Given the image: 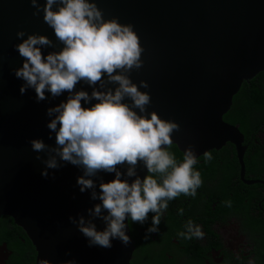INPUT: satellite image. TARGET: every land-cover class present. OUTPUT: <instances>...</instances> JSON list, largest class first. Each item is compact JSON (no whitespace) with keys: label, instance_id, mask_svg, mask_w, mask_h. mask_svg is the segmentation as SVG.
<instances>
[{"label":"water","instance_id":"obj_1","mask_svg":"<svg viewBox=\"0 0 264 264\" xmlns=\"http://www.w3.org/2000/svg\"><path fill=\"white\" fill-rule=\"evenodd\" d=\"M44 2L40 0L41 9ZM97 7L106 20L131 24L140 38L143 66L133 70L130 78L137 85L142 80L149 85L140 89L151 96L149 118L156 111L161 119L180 125L172 139L182 154L192 146L198 158L228 142L234 144L243 174L244 134L224 115L243 82L264 71V0H97ZM35 11L29 0H0V218L11 217L25 231L36 250L35 264L41 260L131 264L135 241L129 220L131 243L125 246L113 240L110 249L89 247L69 220L80 215L88 219L87 210L99 203L90 199V190L79 191L82 169L61 162L58 170L48 169L47 178L41 175L47 154L34 152L30 141L41 139L55 146V134L48 138L46 125L51 117L46 112L66 101L68 93L55 99L49 94L48 100L40 102L33 89L20 93L24 82L14 70L22 67L23 58L15 46L37 34L56 45L42 49L45 55L63 47L43 21V11L33 15ZM19 31L25 36L18 38ZM77 90L92 91L83 82ZM37 155L42 159L37 160ZM119 170L125 172L126 166ZM137 173L141 179L148 174L143 164ZM98 177L108 182L114 173ZM93 179L98 185L99 178ZM94 223L98 230L105 227L99 219Z\"/></svg>","mask_w":264,"mask_h":264},{"label":"clouds","instance_id":"obj_2","mask_svg":"<svg viewBox=\"0 0 264 264\" xmlns=\"http://www.w3.org/2000/svg\"><path fill=\"white\" fill-rule=\"evenodd\" d=\"M29 2L36 9L33 15L43 11V21L63 47L45 55L42 49L56 45L48 36L37 34L15 46L23 58L22 67L14 70L15 77L24 82L20 93L33 89L37 102L48 100L49 94L55 99L68 93L66 101L46 112L51 117L46 125L48 138L55 134V146L41 139L30 141L34 152L47 154L41 175L47 178L48 169L58 170L61 162L82 169L77 178L79 191L90 190V199L99 203L87 210L88 219L80 215L69 220L89 247L110 249L113 240L129 245L126 221L143 225L152 213L147 239L159 231L168 202L181 194L194 197L203 181L194 170L197 156L192 146L185 149L182 162L168 151L180 125L161 119L156 111L149 118L151 96L140 90L149 85L143 80L137 85L130 78L133 70L143 66L140 38L131 24H121L116 18L106 20L97 0H45L42 9L40 0ZM24 36L23 31L17 32L18 38ZM81 82L91 87V93L77 90ZM204 155L211 159L210 153ZM36 159L42 158L37 155ZM140 164L148 173L143 179L137 173ZM125 166L126 171L121 172ZM99 173H114V179L105 182ZM123 176L135 179L129 182ZM93 177L99 178L98 185ZM96 219L104 222L103 230L97 229ZM185 227L179 233L184 239L204 238L201 227L191 220Z\"/></svg>","mask_w":264,"mask_h":264},{"label":"flooded vegetation","instance_id":"obj_3","mask_svg":"<svg viewBox=\"0 0 264 264\" xmlns=\"http://www.w3.org/2000/svg\"><path fill=\"white\" fill-rule=\"evenodd\" d=\"M256 77L264 84V71ZM243 145V174L230 142L209 151L210 160L204 154L197 158L194 170L203 183L194 197L183 196L182 214L180 207L175 208L177 224L167 219V209L159 231L145 239L151 222L141 225L129 220L135 241L131 264H264V118L255 133L244 134ZM189 220L201 227L203 239L179 235ZM0 248V264H6L11 252L6 242Z\"/></svg>","mask_w":264,"mask_h":264},{"label":"trees","instance_id":"obj_4","mask_svg":"<svg viewBox=\"0 0 264 264\" xmlns=\"http://www.w3.org/2000/svg\"><path fill=\"white\" fill-rule=\"evenodd\" d=\"M264 108V84L257 80L255 76L248 82H243L237 94L233 97V103L229 111L224 115V120L237 124L243 134L249 136L255 133L262 118L261 111ZM224 150V149H223ZM178 162L183 159V154L176 145L168 149ZM158 178V177H157ZM159 179V178H158ZM183 194L168 202L169 214L167 219L173 224L178 222V213L175 208H179ZM181 212V207L179 209ZM152 213L149 214L151 222ZM151 227V225H150ZM168 227V226H167ZM169 229V227H168ZM170 229L168 230V234ZM152 235V234H150ZM6 242L8 250L11 252L6 264H35V248L27 237L25 231L14 223V220L4 215L0 218V244Z\"/></svg>","mask_w":264,"mask_h":264}]
</instances>
